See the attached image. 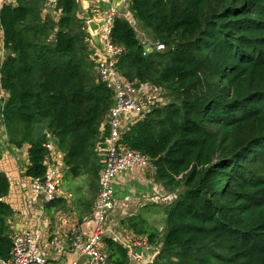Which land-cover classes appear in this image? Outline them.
<instances>
[{
  "label": "trees",
  "instance_id": "1",
  "mask_svg": "<svg viewBox=\"0 0 264 264\" xmlns=\"http://www.w3.org/2000/svg\"><path fill=\"white\" fill-rule=\"evenodd\" d=\"M12 0L0 11L7 51L0 65V107L10 142L30 144L26 175L49 167L47 134L65 152L73 177L93 189L114 92L98 73L88 21L78 0ZM131 22L114 18L111 41L124 50L115 67L137 89L165 97L132 123L123 145L151 158L155 178L175 199L162 230L130 217L129 229L160 246L154 264H264V0H130ZM0 172V256L14 236ZM113 264L127 249L106 238Z\"/></svg>",
  "mask_w": 264,
  "mask_h": 264
},
{
  "label": "crops",
  "instance_id": "2",
  "mask_svg": "<svg viewBox=\"0 0 264 264\" xmlns=\"http://www.w3.org/2000/svg\"><path fill=\"white\" fill-rule=\"evenodd\" d=\"M78 1L81 7L80 13L92 14V19L105 14L114 6L118 14L125 16L128 20H135L129 10L130 0H123L118 6L115 0L113 4L109 0ZM1 8L0 1V11ZM143 34L142 40L151 42L144 32ZM90 44L100 59L107 58L102 33L98 41L91 37ZM6 54L3 31L0 28V65ZM153 90L147 85L138 93L137 98H143ZM7 96L8 93L0 83V107ZM134 117L136 118L135 115ZM47 138V143L51 145L47 165L49 168L57 167L61 172L58 185L59 196L50 203L45 200L43 192L33 189L34 179L26 175L30 163L28 155L30 144L25 143L21 148L12 144L7 127L0 116V172H5L10 180V190L5 201L14 211L13 217L9 219L13 236L37 230L40 233L41 250L54 264L75 262L90 264L87 257L78 256L72 242L76 232L90 234L97 227L95 202L99 193V181L96 189H93L86 175L73 177L65 166V152L58 148L56 139L51 134H48ZM105 147L100 149L103 165ZM115 189L117 205L108 218L107 232L101 244L106 253H108L106 238H113L123 243L135 237H143L133 233L127 226L130 217L141 216L138 218L162 230L166 217L165 207L175 199V193L170 192L156 180L153 166L143 170L131 169L119 175ZM159 215L162 217H158ZM159 248L160 246L149 243L144 248V259L139 263L130 264H154Z\"/></svg>",
  "mask_w": 264,
  "mask_h": 264
},
{
  "label": "built area",
  "instance_id": "3",
  "mask_svg": "<svg viewBox=\"0 0 264 264\" xmlns=\"http://www.w3.org/2000/svg\"><path fill=\"white\" fill-rule=\"evenodd\" d=\"M0 1L3 6V4L12 0ZM109 1L112 4L114 2V0ZM55 4L56 0H49L48 8L54 9ZM117 14L116 7L112 6L105 14H100L94 18L102 26L100 35L102 33L107 53V58L100 59L97 55L98 73L101 79L113 90L115 102L106 121L109 135L105 143L104 165L100 171L99 193L95 202L97 227L90 234L84 235L76 232L72 242L78 256L87 257L90 264H113L110 263L108 253L102 249L101 244L107 232L108 216L115 210L117 205L115 189L117 178L131 169L143 170L152 166L149 156L125 147L121 138L132 123L157 103L152 93L161 91L151 86L154 89L151 93L146 94L143 98H137L138 93L145 86L140 90L137 89L133 82L123 79L117 71L115 63L124 50L111 41V30ZM129 21L135 27L136 21L133 19ZM147 44L157 50L165 48V44L161 42L153 44L146 41L145 45ZM44 145L48 150L51 149L49 143L46 142ZM60 177V170L57 167H51L43 177L45 181H43V178H36L33 180L32 187L37 192H43L45 200L50 203L59 196ZM122 245L127 249L130 263H139L144 259V248L149 245V240L147 237H135L128 242H123ZM0 264L54 263L41 250L40 233L37 230H32L14 237L10 257L5 259L0 256ZM73 264H77V262Z\"/></svg>",
  "mask_w": 264,
  "mask_h": 264
},
{
  "label": "water",
  "instance_id": "4",
  "mask_svg": "<svg viewBox=\"0 0 264 264\" xmlns=\"http://www.w3.org/2000/svg\"><path fill=\"white\" fill-rule=\"evenodd\" d=\"M122 1L123 0H115L116 6H118ZM101 28H102L101 24L98 21H96L95 19H90L88 21V32H89L90 36L93 38V40H95V41L99 40ZM145 49L149 52L154 51V48L152 46H149L148 44L145 45ZM43 181H45L44 178H43Z\"/></svg>",
  "mask_w": 264,
  "mask_h": 264
},
{
  "label": "rangeland",
  "instance_id": "5",
  "mask_svg": "<svg viewBox=\"0 0 264 264\" xmlns=\"http://www.w3.org/2000/svg\"><path fill=\"white\" fill-rule=\"evenodd\" d=\"M108 7H110V5L108 6ZM109 9V8H108ZM135 27H136V29H137V31H138V33H139V36L142 38V36L144 35L143 34V31L141 30V28L137 25V24H135ZM145 35H147V37L150 39V37H149V35H148V33H145ZM154 96V100L156 101V102H161V101H163V100H161L162 98L164 99L165 97L163 96V93L161 92V91H155L154 93H152ZM161 98V99H160ZM159 99V100H158ZM110 216V215H109ZM109 216H108V218H109ZM158 217H162V216H158ZM159 220V219H158ZM158 222V221H157Z\"/></svg>",
  "mask_w": 264,
  "mask_h": 264
}]
</instances>
